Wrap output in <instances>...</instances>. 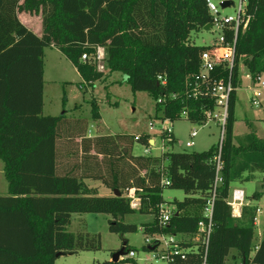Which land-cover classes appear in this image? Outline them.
<instances>
[{
	"label": "trees",
	"instance_id": "trees-1",
	"mask_svg": "<svg viewBox=\"0 0 264 264\" xmlns=\"http://www.w3.org/2000/svg\"><path fill=\"white\" fill-rule=\"evenodd\" d=\"M19 12L41 15V36L21 22ZM245 15L247 24L236 40L234 80L240 61L254 77L264 72V0H246ZM210 22L207 0H0V159L7 181V193L0 195V264H54L58 254L99 250V235L68 230L72 213H106L109 231L120 236L138 228L145 235H191L197 230L215 177L218 144L203 151L133 155L125 134L88 137L85 128L75 129L63 115L42 114L43 56L46 47H55L93 85L104 74L80 59L103 46L107 72H121L133 91L152 94L161 119L174 121L185 110L186 119L197 122L214 100L192 93L200 53L207 46L192 44L189 37ZM226 35L230 39L233 34ZM158 75H164V84ZM160 97L163 103L157 102ZM234 105L232 93L208 262L226 264L234 249L240 264H264V231L252 245L258 208L243 205L240 217H233L227 203L231 182L264 171V140L248 135L246 145L233 143ZM92 118H100L95 102ZM62 133L70 141L80 139L76 151L59 152ZM136 136L134 140L149 145V134ZM160 167L170 181L167 187L184 192L182 200H163ZM84 179L101 181L112 194L97 195ZM131 188L139 199L137 208L127 196ZM260 195L254 193L255 199ZM171 203L175 210L160 227L159 206ZM137 212L151 214L153 220L140 227L124 221ZM125 242L126 252L135 251ZM196 260L190 256L175 264ZM122 263L136 264L134 259L101 264Z\"/></svg>",
	"mask_w": 264,
	"mask_h": 264
},
{
	"label": "rangeland",
	"instance_id": "rangeland-1",
	"mask_svg": "<svg viewBox=\"0 0 264 264\" xmlns=\"http://www.w3.org/2000/svg\"><path fill=\"white\" fill-rule=\"evenodd\" d=\"M238 0H233L232 4L224 9H220V15H234ZM27 13V14H26ZM23 13L22 17H31L32 24L29 26L36 32L42 34V21L40 14ZM219 37V30L216 27L205 30L200 28L192 31L189 41L195 45H209ZM43 106L44 115H63V120L75 129L85 128V135L94 137L98 135L125 134L130 141V150L133 155H143L150 149L152 154H160L163 150L173 152L203 151L217 144L219 141V127L214 121L206 123H194L181 117L174 121L166 122L160 118L161 109L157 107L155 98L147 91H133L129 82L124 79L121 72L108 73L104 70V77L97 80L93 85H88L83 81L77 69L61 54L57 49L46 47L43 56ZM239 85L235 92L236 120L235 126L245 128V119L240 111L248 113V118L256 121V118L263 115V109H256L249 103L248 86H251L248 76L249 71L242 61L239 62ZM264 79V72L261 74ZM82 86V87H80ZM241 101V102H240ZM92 102L97 105L100 118H92ZM243 104V105H242ZM244 108H243V107ZM83 121V122H82ZM262 122L263 120H259ZM171 124L173 129V143L162 140V127ZM264 126V123H261ZM192 129L197 130L195 137L191 138L189 133ZM246 129V128H245ZM59 139L58 150L60 153H72L76 151L77 140L70 141L66 135ZM149 134L155 140L151 145L134 140L133 136ZM192 140L193 146H185V142ZM68 141V142H67ZM124 144V143H123ZM67 145V146H66ZM72 159V158H71ZM90 186L100 185V181L87 179L85 181ZM231 186L234 183L230 184ZM105 189L101 185V189ZM245 194L252 195L253 192L262 194L259 200L255 201L259 211L256 214L257 226L254 229L252 245H256L264 231V180L257 177L253 181L242 185ZM102 190L99 194H102ZM7 193V181L3 173V161L0 159V195ZM162 198L166 202L174 199L184 198V192L172 187H164ZM244 203V202H243ZM170 208L175 210V206ZM110 215L106 213H73L71 224L68 230L73 233H88L90 236L99 235L100 249L80 251L76 254L62 255L56 264H101L105 260H111L114 251L118 250L124 241L135 249L134 260L137 264H167L165 260L154 258L155 251L145 249L146 235L140 228L135 232L124 233L120 236L110 232L108 229V219ZM153 220V215L133 213L124 216L126 223H134L140 227L144 222ZM123 261V260H122ZM226 264H240L239 257L234 249L227 257Z\"/></svg>",
	"mask_w": 264,
	"mask_h": 264
},
{
	"label": "built area",
	"instance_id": "built-area-1",
	"mask_svg": "<svg viewBox=\"0 0 264 264\" xmlns=\"http://www.w3.org/2000/svg\"><path fill=\"white\" fill-rule=\"evenodd\" d=\"M221 1L223 0H207L208 10L211 16L210 29L216 27L219 30V37L214 43L205 45L207 49L200 53L195 87H193L192 92L194 96L199 92L214 100L213 108L203 111L204 119L194 123L214 121L219 127V141L217 143L218 152L214 157L215 177L212 188L206 197L203 208V218L198 221L197 230L193 234L160 232L154 235H146L145 242L149 246L155 247L152 251L157 252L159 250L153 257L165 260L167 264H175L177 259L187 260L190 256L197 259L194 264H210L208 262V250L210 235L213 229V206L216 198V188L221 183V147L228 118L229 100L231 94L238 90L239 85V71L238 77L234 80L236 40L239 29L245 28L248 21L245 15L246 0H238L234 15L224 16H221L219 11L220 9H224L220 7ZM227 31L232 32V38H227ZM80 60L90 61L99 72H104L106 69L105 49L103 46L98 45L92 54H83ZM223 71L226 72V77L221 76ZM261 74L262 73L254 77L249 73L248 76L250 83H252L251 86L247 87L249 91L248 99L250 105L256 109H264V79ZM157 79L160 80L162 84L165 83L164 75H158ZM197 85H200V90H197ZM173 96L174 95H172V97ZM164 101L165 99L163 97L157 99L158 103H163ZM186 115L187 113L184 110L182 112V117L186 118ZM164 121L171 122L170 119H164ZM196 134L197 130L192 129L189 136L193 138ZM161 137L165 142L173 143L174 137L171 124L162 127ZM136 138H138V135ZM193 145L194 142L192 140L185 142V146L187 147ZM161 150H163L162 153L165 152L163 145ZM146 151L149 154L150 149L148 148ZM160 170L162 174L161 184L163 186H168L170 181L163 174L162 167H160ZM127 196L131 198V206L137 208L139 206V199L135 197L133 188L129 189ZM227 203L231 207L232 216L240 217L241 207L243 205V191L237 189L233 190ZM173 212L174 209L170 208L168 204H161L159 206L158 222L160 227H164L169 223ZM134 257L135 251L129 250L124 255L120 256L118 260L134 259Z\"/></svg>",
	"mask_w": 264,
	"mask_h": 264
},
{
	"label": "crops",
	"instance_id": "crops-1",
	"mask_svg": "<svg viewBox=\"0 0 264 264\" xmlns=\"http://www.w3.org/2000/svg\"><path fill=\"white\" fill-rule=\"evenodd\" d=\"M23 13H26V12H19L17 15H18V18L21 20L22 23H24L28 28L29 26H35V24H32L31 22V17H22L21 15ZM27 14V13H26ZM32 24V25H31ZM31 29V28H30ZM32 30V29H31ZM36 35L38 36H41V32H36L35 30H32ZM51 48H55L53 46H50ZM56 49V48H55ZM58 50V49H57ZM59 51V50H58ZM60 52V51H59ZM61 53V52H60ZM62 54V53H61ZM241 102V101H240ZM236 104V102H235ZM243 105V104H242ZM243 107V106H242ZM244 108V107H243ZM241 114L243 115L244 119H245V128L243 126H240L239 128H237L235 126V120H236V107L234 105V123H233V130H232V133H233V143L237 146L239 145H246L248 140H247V136L248 135H254L257 139H261V140H264V126H261V123L263 122L264 123V109H263V115H260L258 117V119L256 118V121H253L252 119H249L248 118V113L246 112H242L240 111ZM259 120H263L262 122H260ZM150 139H153L152 137H150ZM149 139V140H150ZM154 140V139H153ZM154 143H155V140H154ZM153 143V144H154ZM59 144V143H58ZM145 154H148V153H145ZM149 154H152L149 152ZM247 173H244V175H246ZM257 177H263V180H264V171L262 172H259V171H255L253 173L250 174V178L247 179V180H238V181H234V182H231V183H234L233 186H231L229 184V196L231 195L232 191L233 190H242L243 191V188H242V185L247 183V182H250V181H253L254 179H256ZM87 179H84V182L86 181ZM92 180V179H91ZM99 181V180H97ZM101 182V181H100ZM86 183V182H85ZM86 185L90 188H94L96 189V192H97V195H111V190L107 187H105L102 183H100V185H95V186H90L86 183ZM101 185L104 186L105 189H101ZM102 190V194H99V191ZM254 193H259V192H253L252 195H248V194H245V192L243 191V205H249V206H255L258 208L257 205H255V201L259 200L260 197L262 196V194L259 196L258 199H255L254 197ZM185 196V194H184ZM178 200V199H176ZM182 200V199H181ZM168 205H171L172 207H174V205L171 203V204H168ZM242 205V206H243ZM259 211V208L257 209V212L256 214L258 213ZM73 214V213H72ZM72 214H71V218H72ZM151 215V214H150ZM255 220H256V216H255ZM254 220V229L255 227L257 226V222H255ZM151 222V221H149ZM144 223H148V222H144ZM141 229V228H140ZM259 243V242H258ZM257 243V244H258ZM256 244V245H257ZM69 255V254H68ZM62 255H60L58 258H56L54 264H56V261L59 260V258L61 257ZM126 264H134V263H126Z\"/></svg>",
	"mask_w": 264,
	"mask_h": 264
},
{
	"label": "water",
	"instance_id": "water-1",
	"mask_svg": "<svg viewBox=\"0 0 264 264\" xmlns=\"http://www.w3.org/2000/svg\"><path fill=\"white\" fill-rule=\"evenodd\" d=\"M230 4H231V3H230L228 0H223V1L220 2V7H221V8H225V7H228ZM210 27H211V24L208 23L207 25H205V26L203 27V29H205V30H209ZM149 143L152 145V144L154 143L153 139H150V140H149ZM113 193H114V195H116V196L120 195V192L117 191V190H115ZM176 214H177V213H176ZM125 244H126V242L124 241L123 244H122V246L112 254L111 260H112L113 262H117L118 259H119V257L122 256V255H124V254L126 253V251H125V249H124V248H125ZM154 248H155L154 246H148V247H147V249L150 250V251L154 250ZM59 255H61V254H58V256H59Z\"/></svg>",
	"mask_w": 264,
	"mask_h": 264
}]
</instances>
